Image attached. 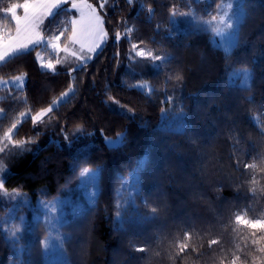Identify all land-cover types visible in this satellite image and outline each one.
Masks as SVG:
<instances>
[{"label": "trees", "instance_id": "obj_1", "mask_svg": "<svg viewBox=\"0 0 264 264\" xmlns=\"http://www.w3.org/2000/svg\"><path fill=\"white\" fill-rule=\"evenodd\" d=\"M223 1L108 0L109 38L87 72L69 76L72 64L55 73L40 69L35 59L40 49L0 63V78L27 74L23 89L0 86V137L20 120L13 138L38 141L26 145L31 152L0 158L11 165L4 177L7 190L26 194L0 200V264H46L41 243L46 225L23 201L54 196L67 199L60 224L65 260L59 264H219L237 244L243 246L247 232L241 229L237 239L233 217L264 215V0H241L243 22L236 32L242 42L230 52L218 45L213 29L187 16L209 19ZM12 2L21 0H0V9ZM173 8L187 15L172 18ZM66 11L46 25L62 26ZM0 20L10 23L2 11ZM133 43L168 59L137 57ZM243 68L249 70L247 83L233 76ZM70 83L75 93L34 128L31 115ZM139 83L145 87H133ZM21 112L28 116L21 118ZM117 133L125 134L124 142L106 145L104 137ZM238 155L257 167L236 170ZM83 167H98L92 203L79 175ZM17 227L22 232L11 239ZM184 231L203 248L199 255L190 250L174 258ZM211 239L221 242L208 248Z\"/></svg>", "mask_w": 264, "mask_h": 264}, {"label": "snow or ice", "instance_id": "obj_2", "mask_svg": "<svg viewBox=\"0 0 264 264\" xmlns=\"http://www.w3.org/2000/svg\"><path fill=\"white\" fill-rule=\"evenodd\" d=\"M129 5L134 3V0H127ZM64 6H67L66 18L62 26L57 28H51L46 25V21L52 18L58 13L59 10H64ZM108 6V0H97V3H91L89 0H21V2H12L8 6L0 9L5 16L10 18L9 21H5L3 28H0V62H4L7 59L15 56L23 55L33 49L46 48L51 53L56 55V59H45L44 53L40 50L35 51V59L40 69L47 70L48 72L55 73L57 71V65H64L66 61H74L73 66L67 69L69 76H72L74 72L84 71L87 72V64L92 61L99 53L102 46L109 38L108 30L105 28V15L106 8ZM231 7V5H229ZM147 11L152 12L151 5L148 6ZM103 13V14H102ZM177 15H187V13H177L175 9L170 12V17L176 18ZM221 16L220 20L225 22V27L231 29L234 27L233 18ZM212 21H215L217 17L212 16ZM243 22V17L240 18ZM132 29H128L131 32ZM121 32L115 33V40L117 42L121 39ZM239 32L237 31L230 37L225 47V52H230L241 44ZM132 50H135L137 57L146 58L152 62L167 60V56L156 55L152 51H145L144 49H138V45L133 43L131 45ZM63 54V55H61ZM119 55V53H117ZM150 67H159V65H149ZM243 76L245 83L249 80V70L247 68L239 69L233 72V76ZM26 73L12 76L10 80L0 81L4 84H12L16 87L23 89L26 82ZM74 80V77H73ZM133 87L143 89L145 85L139 83ZM75 93L74 83H70L68 88L61 92L56 99L47 107H42L38 111H35L31 115V122L33 127H37L44 122V118L49 116L54 108L59 103L67 102V98L70 94ZM21 99H24L21 97ZM111 99V98H110ZM118 103V102H117ZM127 111L131 112L130 109ZM4 109L0 108V113H3ZM167 109L162 108L161 114L164 115ZM27 112H21L20 117H27ZM20 120L12 123L7 128L3 137H0V153H4L10 150H19L21 154L31 152L32 149L26 147L29 144H37L38 141L34 139L19 140L14 139L13 135L18 127ZM180 130H186L184 125H181ZM63 132V128L61 129ZM78 132L82 129H77ZM37 132V135H40ZM125 134L117 133L116 138L104 137L106 145L119 146L124 142ZM64 142L69 145L72 140L65 135ZM204 153H200V157L203 160ZM264 164V161H262ZM8 164H0V197L17 198L26 194L12 190L9 192L6 188V181L4 179L5 174L10 170ZM143 167V164H141ZM238 171H245L246 169H255L257 165L255 163H244L238 155L235 162L232 165ZM89 173H92L93 181L96 180L98 175L97 168L84 167L79 175L85 177ZM92 198L95 197V193L91 194ZM143 204L148 207V198L143 196ZM23 203L26 205L27 200ZM42 206L48 209L50 206L45 201H41ZM54 209L55 204L51 205ZM152 213L155 214L158 209L153 207ZM120 212L117 211L116 217L119 218ZM151 218V217H150ZM22 219V218H21ZM235 224L238 226L236 233L237 239L240 238V230H246L247 234L243 236V246L236 245V252L231 254V258H222L219 264H264V215L259 218H249L244 214H236L233 217ZM6 231V230H5ZM22 232L21 227H17L11 233V239H16ZM183 239L175 243L174 258H179L187 255L188 253H195L199 255L202 244H197L194 241L193 233L190 231L183 232ZM219 239H211L207 242L208 248H212L214 245L220 244ZM47 244V241L41 242ZM251 246V247H249ZM138 252H144V247H137L135 249Z\"/></svg>", "mask_w": 264, "mask_h": 264}, {"label": "rangeland", "instance_id": "obj_3", "mask_svg": "<svg viewBox=\"0 0 264 264\" xmlns=\"http://www.w3.org/2000/svg\"><path fill=\"white\" fill-rule=\"evenodd\" d=\"M89 2L92 3L91 0ZM231 5V7H229ZM67 7V6H64ZM242 4L241 0H224L215 16L217 19L215 21H212V17L208 18H197L193 15H187L190 16L189 19L192 22H195L197 25H201L200 23L209 26L214 31V38L218 42V45L225 50V47L227 45L228 40L232 35L236 33L237 25L240 21V18L242 17ZM225 13H227V17L225 19L231 17L233 18L234 27L231 29H227L225 27V22H222L220 20L221 16H225ZM4 23L2 20H0V28H3ZM60 27V26H59ZM56 28V27H53ZM138 48L137 50H139ZM40 51L44 53L45 59H52L53 61L57 58L54 53H51L50 50L46 48H40ZM63 55V54H61ZM1 63V62H0ZM73 65L74 61L68 60L64 65H57L58 68H63L65 66ZM12 76L6 77V78H0V81L4 80H10ZM241 80L243 81V76L241 75ZM15 86L12 84H4L0 83V86ZM16 87V86H15ZM115 139L116 136L110 137ZM0 146H3L0 144ZM14 151L17 150H10L4 152V155H7L8 153L17 154ZM3 155V153H0V158ZM1 164V163H0ZM84 168V167H83ZM81 168V169H83ZM82 179V185L84 187L85 194L87 196V199L89 202H93L95 197L92 198L91 194L95 193L96 195V187L95 183L96 180L93 181L92 173H89L85 177H81ZM10 192V191H9ZM11 197H0V200L2 202H10L14 201L13 199H10ZM8 199V200H7ZM18 200L17 198H14ZM27 200V204L31 205L34 209L32 210V214L35 216H38L40 220L44 222L46 225V232L44 236L42 237V242L47 241V244H42V249L44 253V260L46 264H59L62 263L65 260V252L63 249V238L65 237V233L61 230L60 224L66 219V203L67 199L66 197L62 196H54L50 199L44 200V199H36V200ZM41 201L47 202V204L50 206L48 209H45ZM55 204V208L53 209L51 205Z\"/></svg>", "mask_w": 264, "mask_h": 264}]
</instances>
